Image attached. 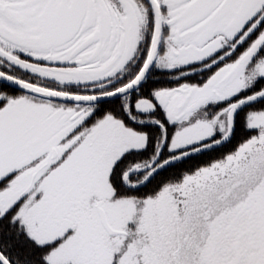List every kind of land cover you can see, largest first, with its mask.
<instances>
[{
    "label": "snow or ice",
    "instance_id": "1",
    "mask_svg": "<svg viewBox=\"0 0 264 264\" xmlns=\"http://www.w3.org/2000/svg\"><path fill=\"white\" fill-rule=\"evenodd\" d=\"M0 264H264V0H0Z\"/></svg>",
    "mask_w": 264,
    "mask_h": 264
}]
</instances>
